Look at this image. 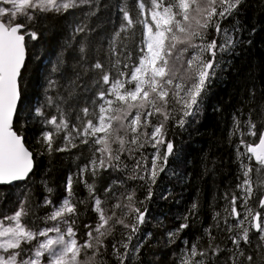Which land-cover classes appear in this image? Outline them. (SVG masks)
<instances>
[{"label":"snow or ice","instance_id":"6c2138e0","mask_svg":"<svg viewBox=\"0 0 264 264\" xmlns=\"http://www.w3.org/2000/svg\"><path fill=\"white\" fill-rule=\"evenodd\" d=\"M245 3L0 0V185L25 182L15 210H0V264H162L157 247L168 250L169 264H264V91L254 83L231 113L227 142L238 171L234 184H216L211 221L189 234L202 223L198 198L171 228L150 207L175 199L162 177L190 179L171 166L180 161L175 137L199 123L214 81L251 45L242 38L256 31L241 23ZM105 10L111 27L99 22ZM49 17L67 21L68 36L29 109L27 122L39 126L32 147L27 122L16 125L20 81L28 43ZM60 153L77 164L56 199L49 176ZM39 157L48 166L37 198ZM203 163L202 175L214 177L216 161ZM89 206L94 222L82 219Z\"/></svg>","mask_w":264,"mask_h":264},{"label":"trees","instance_id":"16d2710c","mask_svg":"<svg viewBox=\"0 0 264 264\" xmlns=\"http://www.w3.org/2000/svg\"><path fill=\"white\" fill-rule=\"evenodd\" d=\"M101 2L110 4L115 3L116 0H101ZM110 15L111 13L106 10L100 13L99 22L104 27H111L110 24L105 23ZM240 20L246 30L253 27L256 29L255 34L245 31L242 37L245 41L251 39V45L245 43L238 48L239 55L231 57L232 67L214 81L199 123H195L187 132L179 133L175 137L180 161H172L171 166L188 175L190 179L187 183H182L175 179L169 181L162 177L164 183L173 188L175 199L167 202H154L150 205L154 216H167V223L171 228L179 223L175 220V216L185 212L193 199L198 198L201 205L200 221L202 223H198L189 233L190 235H199L200 229L211 221L212 208L210 205L213 202L216 184L223 189L225 185L235 183L234 176L238 171V165L234 162V147L227 142L231 113L240 105L241 97L247 98L246 85L254 83L258 92L264 91V0H246ZM66 25L67 21L58 17L42 20L36 28L41 33L40 38L28 43L26 67L22 70L20 81L22 100L16 118L18 128L27 122L29 109L35 106L37 99L41 98V86L45 83L43 79L45 74L50 71V61L55 59L56 51L68 36ZM217 106L221 111L214 110ZM38 131V125L33 126L31 122H27L23 134L32 147L36 146L35 136ZM234 143H238V140ZM205 157L217 163L214 177L202 175ZM38 159L39 168L37 175L33 178L37 182L33 185L37 198L40 197L42 191L38 182L48 166L47 157ZM76 164L77 161L69 154H56L54 170L49 176L56 188V199L63 196L65 178L69 171L75 169ZM108 182L110 181H105L101 187L106 186ZM24 183L0 185V210L5 208L10 212L15 210L17 192ZM134 183L133 181L128 182L129 186ZM14 191H16L15 195L12 194ZM77 191L82 196L86 194L82 185L78 186ZM138 195L143 198L144 193L140 192ZM42 212L43 210L41 214ZM95 218L96 214L91 212L89 206V211L82 219L84 222H94ZM147 230L153 231L157 236L164 231V229H154L151 224L147 226ZM152 243L155 244L156 241L153 240ZM146 251L150 254V250L146 249ZM154 251L161 254L162 264H169L170 256L167 249L157 247Z\"/></svg>","mask_w":264,"mask_h":264},{"label":"rangeland","instance_id":"374dc122","mask_svg":"<svg viewBox=\"0 0 264 264\" xmlns=\"http://www.w3.org/2000/svg\"><path fill=\"white\" fill-rule=\"evenodd\" d=\"M12 194L15 195V194H16V191H14ZM9 212H10V211H9Z\"/></svg>","mask_w":264,"mask_h":264},{"label":"water","instance_id":"95a60500","mask_svg":"<svg viewBox=\"0 0 264 264\" xmlns=\"http://www.w3.org/2000/svg\"><path fill=\"white\" fill-rule=\"evenodd\" d=\"M27 59V58H26ZM23 70V69H22ZM14 183H17V182H14Z\"/></svg>","mask_w":264,"mask_h":264}]
</instances>
